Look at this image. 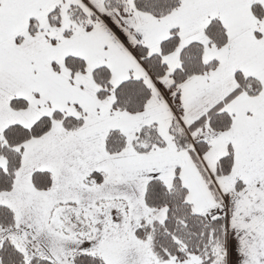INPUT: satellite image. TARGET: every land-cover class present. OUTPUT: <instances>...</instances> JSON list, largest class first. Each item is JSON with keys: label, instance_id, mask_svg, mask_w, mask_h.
Segmentation results:
<instances>
[{"label": "snow or ice", "instance_id": "obj_1", "mask_svg": "<svg viewBox=\"0 0 264 264\" xmlns=\"http://www.w3.org/2000/svg\"><path fill=\"white\" fill-rule=\"evenodd\" d=\"M0 264H264V0H0Z\"/></svg>", "mask_w": 264, "mask_h": 264}]
</instances>
